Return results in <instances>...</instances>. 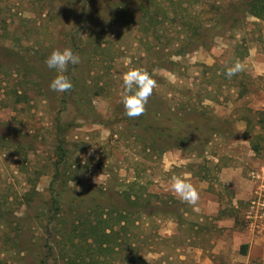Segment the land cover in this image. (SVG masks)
Wrapping results in <instances>:
<instances>
[{"label":"rangeland","instance_id":"1","mask_svg":"<svg viewBox=\"0 0 264 264\" xmlns=\"http://www.w3.org/2000/svg\"><path fill=\"white\" fill-rule=\"evenodd\" d=\"M246 1L0 0V264H40L46 245L49 264H181L179 238L197 223L173 175H196L227 208L247 189L237 227L260 230L264 22ZM65 48L81 63L56 93L45 60ZM129 69L156 82L134 118L121 102ZM223 168L238 189L219 183Z\"/></svg>","mask_w":264,"mask_h":264},{"label":"crops","instance_id":"2","mask_svg":"<svg viewBox=\"0 0 264 264\" xmlns=\"http://www.w3.org/2000/svg\"><path fill=\"white\" fill-rule=\"evenodd\" d=\"M190 177L191 180L189 178L188 181L195 188L198 187L197 176ZM238 177L240 178L239 174ZM219 183L228 189H238V183L233 181L231 171L227 168L221 170ZM200 191L195 205L199 210L187 219L197 225L193 224L192 235L186 234L182 241L178 236V251H183L179 256L181 264H264V225L260 226L257 233L253 227L244 230L237 227L235 214L247 197V189L240 192V195L237 192L228 208L218 193L202 192L203 196ZM188 215L185 214L186 217ZM202 227L208 228L204 230ZM201 230L207 234L204 241L196 237L197 234H202ZM176 233L180 235L179 232Z\"/></svg>","mask_w":264,"mask_h":264},{"label":"clouds","instance_id":"3","mask_svg":"<svg viewBox=\"0 0 264 264\" xmlns=\"http://www.w3.org/2000/svg\"><path fill=\"white\" fill-rule=\"evenodd\" d=\"M80 63V55L74 53L71 48L53 50L45 60L47 67L57 73L55 78L49 83V89L56 93H65L72 90L74 87L73 82L64 73L68 71L69 65L75 66ZM242 70V64L236 61L233 66L226 69L225 75L231 78ZM122 81L125 91L121 102L125 115L130 118L142 115L148 98L156 87L152 74L143 69H129L122 74ZM170 184L171 190L181 202L194 206V211L199 210L195 207L199 200V194L187 177L173 175L170 179Z\"/></svg>","mask_w":264,"mask_h":264},{"label":"trees","instance_id":"4","mask_svg":"<svg viewBox=\"0 0 264 264\" xmlns=\"http://www.w3.org/2000/svg\"><path fill=\"white\" fill-rule=\"evenodd\" d=\"M242 7H244L243 9L246 11L247 14H249L252 17L264 22V0H249V1H246L245 3H243ZM60 137L61 136H59V146L57 147V154L59 156V163L58 164L64 162L65 157H66V151L62 147V141H61ZM253 149L255 152L259 151V148H257V147H255ZM52 202H53L52 204L54 206L59 204V200L57 198H54L52 200ZM58 209H59V207H58ZM58 209L56 211H58ZM126 220H127L126 216H120V218H119L120 223H124V222H126ZM52 221H53V217L50 218L49 222L51 223ZM83 226L85 228H86V226H88L85 230V233H88L90 236H92L94 238H98L100 230H99V228H97L98 226H96V224H92V223H89L86 220H84ZM108 228H110V227H108ZM108 228L104 229V233H105V231H107ZM112 232H113V228L111 227V233ZM71 233H74V234L75 233H81V231H79L77 227H74V228H71ZM106 237H107L106 240L111 239V236H106ZM46 248L49 250V252L41 260L40 264H49L48 263L49 258L52 257L53 249L49 245H46ZM93 264H96V262H93Z\"/></svg>","mask_w":264,"mask_h":264},{"label":"built area","instance_id":"5","mask_svg":"<svg viewBox=\"0 0 264 264\" xmlns=\"http://www.w3.org/2000/svg\"><path fill=\"white\" fill-rule=\"evenodd\" d=\"M257 205H258V208H260L261 211H262V215L259 216V218L262 219L264 217V200H263V202L259 201L257 203ZM250 218L254 219L255 217L254 216H250Z\"/></svg>","mask_w":264,"mask_h":264}]
</instances>
